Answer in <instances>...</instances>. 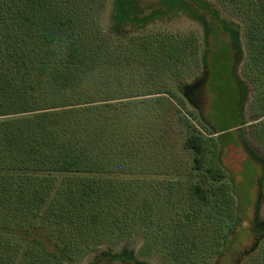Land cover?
Instances as JSON below:
<instances>
[{
	"label": "rangeland",
	"instance_id": "1",
	"mask_svg": "<svg viewBox=\"0 0 264 264\" xmlns=\"http://www.w3.org/2000/svg\"><path fill=\"white\" fill-rule=\"evenodd\" d=\"M56 1L78 19L86 46L98 48L104 74L116 66L115 81L104 79L103 90L117 99L107 104H114L112 117L133 172L111 177L145 187L135 195L132 220L137 225L132 234L104 238L92 251L81 249L79 264H164L172 257L177 214L198 209L188 186H201L210 206L217 195V183L194 169V153L183 147L192 131L215 143L224 183L240 205L232 217L240 221L224 229L225 234L232 230L214 253L221 229L212 221L202 226L210 210L201 207L191 233L200 240L184 247L185 262L262 264L264 47L257 45L264 46V35L253 41L248 33L259 0ZM174 41L196 44L183 63L166 60L158 50ZM163 84L184 102L167 96L144 99ZM103 116L110 114L105 111ZM146 241L156 249L140 256Z\"/></svg>",
	"mask_w": 264,
	"mask_h": 264
},
{
	"label": "trees",
	"instance_id": "2",
	"mask_svg": "<svg viewBox=\"0 0 264 264\" xmlns=\"http://www.w3.org/2000/svg\"><path fill=\"white\" fill-rule=\"evenodd\" d=\"M63 7L56 0H3L0 6V264H79L81 249L131 235L137 225L133 205L144 184L111 177L133 172L112 117L114 104H107L117 99L103 90L104 79L115 81L116 66L104 74L98 48L86 46L78 19ZM255 16L248 32L253 41L264 35V0ZM195 46L174 41L158 50L166 60L183 63ZM166 96L184 102L165 84L143 97ZM183 147L194 153V169L217 183V195L210 206L201 186H188L198 209L177 214L173 255L164 264H193L183 251L200 240L191 233L201 207L210 210L202 226L212 221L221 229L214 241L218 253L240 206L224 183L215 143L192 131ZM155 249L146 241L138 255Z\"/></svg>",
	"mask_w": 264,
	"mask_h": 264
}]
</instances>
